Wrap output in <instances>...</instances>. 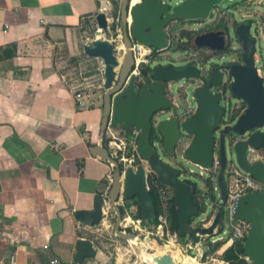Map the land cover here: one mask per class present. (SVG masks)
Wrapping results in <instances>:
<instances>
[{"label":"water","instance_id":"1","mask_svg":"<svg viewBox=\"0 0 264 264\" xmlns=\"http://www.w3.org/2000/svg\"><path fill=\"white\" fill-rule=\"evenodd\" d=\"M114 1L103 0L101 3V12L96 17L97 36L110 31L111 24L106 11ZM222 1L185 0L173 5V0H140L136 4L132 0H122L123 57L117 56L114 43L109 38L99 37L84 46L88 57L100 59L104 64L106 94L103 135L107 131L111 134V130L118 128L122 132L133 130L138 133L139 154L159 180L175 191L179 225L177 235L192 238L197 246L203 240L216 238L222 232L224 206L227 202L225 172L231 163L229 156L236 167L264 183V160H256L253 155L255 150L264 145V76L260 75L256 66L257 39L252 35L250 24H239L235 28V36L242 50L241 63L218 65L194 52L211 50L225 53L230 42L229 30H209L195 36L194 48L188 44V36V42L182 39L188 45V49L183 51L187 54L182 63L173 60H168L166 64L156 63L162 52L170 51V24L183 20L202 25L208 19L215 20L216 7ZM134 42L153 49L150 61L138 71L131 50ZM226 81L230 83V91L226 104H223V92L218 90ZM175 85H178L176 90L185 101L182 110L174 100ZM189 91L196 105L193 117L184 115L189 104L185 92ZM240 103H246L247 108L237 117L234 111L239 109ZM182 143L186 146L179 152L178 147ZM91 153L113 165V183L108 191L104 187L105 194L96 198L94 210L77 212V219L87 225H100L106 218L104 212L108 202L117 214L116 235L129 242L138 239L147 247L148 238L144 240L133 232L121 230L124 207H127L123 206V202L133 207L138 199L136 207L140 209L142 219L147 223L156 219L157 208L148 187L146 167H131L123 173L121 164L112 158L102 143L94 146ZM179 153L204 171L212 168L215 156L219 158L217 185L220 207L206 225L202 222L196 224L202 214H199L194 202L193 185L182 180V173L171 166L173 158ZM236 218L251 225L244 242L247 261L249 264H264V192L254 191L242 196ZM136 253L137 264L179 263L172 250L163 254L148 252L150 258L147 259L140 257L139 250ZM95 256L96 250L90 240L77 241L76 263L82 264Z\"/></svg>","mask_w":264,"mask_h":264},{"label":"crops","instance_id":"2","mask_svg":"<svg viewBox=\"0 0 264 264\" xmlns=\"http://www.w3.org/2000/svg\"><path fill=\"white\" fill-rule=\"evenodd\" d=\"M115 1L118 8L110 4L106 11L111 26L117 19L121 22L122 0ZM102 2L0 0V264H11L12 254L16 264H51L54 259L57 264H78L74 259L80 239L90 240L96 250V256L82 264L138 263L130 250L114 255L105 246V235L111 236V231L117 240H124L116 235L117 214L108 202L105 212L109 219L100 225H87L76 217L79 211L94 210L96 198L113 183L112 164L91 153L94 146H104L106 91L86 93L78 100L77 85L61 72L57 53L65 48L74 57L86 55L89 38L83 46L81 38L98 30L96 17ZM238 5L244 7L247 1ZM120 25L116 37L108 36L112 29L105 37L112 41L124 38ZM110 132L124 134L119 128ZM133 205L124 207L131 210L125 211L122 223L128 216L142 220L144 231L135 234L148 238L149 244L125 241L140 251L142 259L149 258L148 252L173 251L170 238V244L165 240L169 244L166 251V245L159 244L158 222H145L137 204ZM121 227L128 231L123 224ZM229 247L230 243L221 254ZM178 248L191 264H202L185 255L192 248H201L193 239ZM218 262L227 264L221 258Z\"/></svg>","mask_w":264,"mask_h":264},{"label":"rangeland","instance_id":"3","mask_svg":"<svg viewBox=\"0 0 264 264\" xmlns=\"http://www.w3.org/2000/svg\"><path fill=\"white\" fill-rule=\"evenodd\" d=\"M164 1H166V0H164ZM183 1H185V0H173V5H176L177 3H180ZM244 1H250V0H223L216 7V9L222 10L225 13V15L218 17L217 20H214V18L212 20L208 19L202 25H200V24L194 25L192 23H185L182 25V28H180L177 32L174 33L176 35V38L181 39L183 37L182 33H185V36H187L184 38V39H186L185 41L188 42L189 37H190V42L188 44L194 48L195 46H194L193 39L195 36H197L203 32L209 31L210 30L209 26L214 22L218 21V23H222V22L227 21L228 24L230 25V29H229V35H230V40H231L230 44H232V46L234 47V51L225 52L223 54L213 52L211 50H195L194 52L196 53V55L198 54L199 57L207 58L210 61V63H215L218 65L228 64L230 62L240 63L241 53H240L239 48L241 47V45L238 42L237 37L235 36L236 26H234V21H236L239 24L249 23L250 21H252L253 22L252 23V35L257 39V52L255 55V58L257 59L258 62L256 63V66L259 70H261L262 66L264 65V40H263V36H261V32H260L261 29H260V27H258V25L256 27V23L261 16L264 19V6L255 3L253 5H250V7L247 10V9L242 8L238 5V3H241ZM216 9H215V13H216ZM114 22H116V21H114ZM96 31L97 30H94V31L90 30L87 33L83 34V36L81 38V46H83V43L85 41H87L88 38L89 39L95 38L97 36ZM117 33L119 34V32H116V35H115V32L111 31V33L110 32L108 33V36H110L111 38L116 37L118 35ZM102 37L106 38L105 35H103ZM227 42H229V41L227 40ZM186 54L187 53L183 52V51L162 52L160 54V58L158 60H156V63L157 64H166V62L168 60H173L176 63H182L183 58ZM118 55L121 56L122 54L118 51ZM193 55L194 54H192V56ZM220 55H221V58L219 57ZM162 56L164 58H162ZM57 61H58L61 72H63V74L66 76V78L69 80V82L71 84L74 83L75 85H77V87L80 90H82V92H84L85 94L86 93L94 94V93H98V92H100V93L105 92V89H104V70L101 71L102 70V67H101L102 61L95 59V58L87 57L86 55L74 57V56L70 55L68 50L65 48H62L58 51ZM177 88H178V85H175V87L173 88L174 100H175L176 104L178 105V107L180 108V110H182L185 107V101L183 102V98L181 97V94L179 92H177V90H176ZM185 95L187 96L186 97L187 102H189L191 104V106L196 108L195 101L193 100V94L191 93V91L185 92ZM227 145H228V141H227ZM185 146H186L185 143L180 144L178 147V151L182 152V150ZM229 161L231 162L230 163L231 165L236 166L235 162H232L230 156H229ZM171 166L183 174V177L181 178L182 180L192 181L194 183H197L200 189L208 190L206 187V183L210 179L207 178V175L201 176L200 174H201L202 170L200 168L194 166L193 164H191L187 160H185L180 153L177 154L173 158V163H171ZM191 171H194L195 174H190ZM215 194H216V197L218 199L219 192H216ZM207 205H208L207 215L201 216L199 219H197L196 224L197 223L200 224V222L205 220L208 217V213L212 211L213 202L208 199ZM170 218H171V214H170ZM114 221L116 222V219ZM115 222L113 223V227H114ZM170 228H171V226H170ZM227 230H228V228H227ZM113 231H114V229H113ZM127 233H129V231H127ZM110 234H111V236L105 235L106 239L104 238V243H105V246L108 247V249H110L112 254H114V255H116V253H118V254L125 253L126 254L127 251L130 250V256L132 257V259L135 260L138 258L136 251L133 249L132 245L129 242H127L125 240H123V241L117 240V238L113 235L112 231ZM220 236H223L226 240L230 237L229 234L224 235L222 233L218 234V237H220ZM186 241L190 242L191 241L190 237H187ZM229 243L231 244V241H229V242L226 241V243H225L226 245L224 244L225 246L223 245L222 247H215L214 251L212 253H210L208 256L205 255V253L208 251V248H207V251H206V249H204L205 252H202L201 250L203 247H201L199 251L196 250V248H192L189 250L188 254H185V255L190 256L192 258H195L197 260V263L219 264L218 260L223 255V254H221L222 248L223 247L227 248ZM159 244L161 246H164L166 244L165 240H160ZM118 248L120 249L119 252L117 251ZM167 249H169V247L165 248V250H167ZM179 251H180V249H179ZM152 253L153 252H151L150 254H152ZM149 258H150V255H149Z\"/></svg>","mask_w":264,"mask_h":264},{"label":"built area","instance_id":"4","mask_svg":"<svg viewBox=\"0 0 264 264\" xmlns=\"http://www.w3.org/2000/svg\"><path fill=\"white\" fill-rule=\"evenodd\" d=\"M134 1V0H132ZM140 0H137L139 2ZM137 2H133V4H136ZM260 4L264 6V0H250L247 1V5H245L242 8H245L248 10L250 5L253 4ZM225 15V13L222 10H217L215 20H217L218 17ZM116 22H113V24L117 25V30L121 31V22L120 19L115 20ZM260 27L261 36H263L264 31V19L261 16L259 20L256 23V27ZM113 26V25H112ZM111 26V27H112ZM230 27V25H229ZM115 32V35H116ZM118 34V33H117ZM96 36L93 39L96 38H103L102 36ZM93 39L88 40V44L91 43ZM111 40V39H110ZM114 48L116 50V54L119 58H122L125 52V44H124V38L120 37L118 39L113 40ZM231 43V40L229 44ZM118 45V46H117ZM240 49V48H239ZM133 52V56L135 59V65H136V71H138L144 64H147L151 57L153 56V49L146 47L138 42H134L131 48ZM231 50L234 51V47L231 44ZM118 51L122 54L121 56L118 55ZM256 59V63H257ZM259 70V69H258ZM259 73L261 76H264V65L262 66V69L259 70ZM85 97V93L82 92L77 87V94L76 98L78 100H82ZM196 112V108L191 106L189 103L185 110L184 115L187 117H193ZM122 139L118 140L115 135L109 134V131H107L103 136V143L104 147L109 151L112 158L116 161H118L122 166V172L126 173L128 168H136L139 165H144L147 170V176H148V187L151 191L155 190L158 194V200L161 207V214L158 219V224L156 225V235L160 238V240H166L170 238V240H173V250L176 249L177 246L182 245L179 243V236L177 235V232L173 230L174 236L171 234L172 229L170 228V205L171 201L174 199L175 191L173 188H171L168 185L163 184L157 175L148 167L147 162L141 157L138 151V133L134 132L131 136L128 135L127 132H123ZM56 149L60 148L59 144L55 145ZM264 160V159H263ZM113 166V165H112ZM220 173V161L217 156H215L213 161V166L208 171H201V176H206L207 178L215 182L214 184V194L216 192H219V187L217 185V178ZM190 174H195L194 171H191ZM183 175V174H182ZM111 180L113 181L112 177ZM225 181L227 184V202L224 206V213H223V219H222V234L226 235L229 234L230 237L226 240L223 236L216 237L212 239V243L215 244V242H223L224 244L229 241H231L230 246L234 245L235 243H243L246 240V237L250 231L251 225L246 222L242 221L236 218V212L238 208L239 200L242 196L252 193L254 191H262L264 192V183L253 177L251 174L242 171L236 166H233L231 164L228 165L227 171L225 172ZM218 201L215 203L217 206V209L215 210L214 215L217 213L218 208L220 207V192L218 196ZM207 204V202H206ZM123 206H125L123 204ZM131 210V209H129ZM128 208H126V214H128L130 211ZM106 214L107 218V213ZM207 215V213H202V216ZM213 215V216H214ZM105 218V219H106ZM213 218V217H212ZM212 218L209 220L208 217L202 221L203 224L210 223ZM109 219V218H107ZM123 228L130 232L136 233L141 235L144 231L142 229V220H136L131 216H128L123 221ZM228 228V230H227ZM208 240V239H207ZM207 240H203L201 247L204 246ZM166 243V242H165ZM169 243V239H168ZM166 243L167 245H169ZM48 248V247H45ZM200 249H198L199 251ZM246 258V257H245ZM11 264H16V255H11ZM58 260L54 259L51 261V264H57Z\"/></svg>","mask_w":264,"mask_h":264},{"label":"trees","instance_id":"5","mask_svg":"<svg viewBox=\"0 0 264 264\" xmlns=\"http://www.w3.org/2000/svg\"><path fill=\"white\" fill-rule=\"evenodd\" d=\"M115 5V7L118 8V3L116 1H114L113 3ZM188 23L186 21L183 20H177L175 22H173L172 24H170V26L168 27V32L171 36V46L169 48L170 51H184L188 49V45L185 42H182L181 39H184L185 33H182V38L181 39H177L176 35L174 34L175 32H177L180 28H182V25ZM252 21H250L248 24H250L251 28H252ZM239 23H237L236 21H234V26H238ZM210 30H225L228 31L229 30V24L228 22H222V23H218L214 22L209 26ZM112 31L116 32L117 30V25L113 24L112 26ZM263 40H264V31H263ZM231 44L228 45V48L226 50V52H231ZM219 53V52H217ZM240 53H242V50L240 49ZM133 133V130L128 132V135L131 136ZM154 138V135H153ZM190 184L193 185L194 187V202L195 205L198 208V212L199 214L202 213H207L208 210V205L206 204L207 200H211L213 202V208L212 211L208 213V219L210 220L214 213L215 210L217 209L216 206V202L217 197L216 194H214V182L212 180H208L206 183V187L208 190H202L199 188L197 183H194L192 181H187ZM151 195L155 201V205L157 208V213H156V219H155V223L158 222L159 216L161 214V207L159 204V200H158V194L155 190L151 189ZM138 199L136 202L137 204ZM132 204L128 203L127 206H131ZM170 214H171V218H170V226L171 229L176 231L178 230V214H177V209L175 206V201L174 199L171 201V205H170ZM139 216H141V214H139ZM187 236L185 237H179V243H181L182 245H186L188 242L186 241ZM192 240V238H190ZM224 243L223 242H217L215 244L212 243V239H208L206 241V243L204 244V247L202 248V252H205L204 249L208 248V251L205 253L206 256H208L210 253H212L214 251L215 247H221ZM203 254V253H202ZM245 254H244V244L241 242L239 243H235L234 245L230 246L228 249L225 250V252L223 253L221 259L223 261H225L227 264H249V262L247 261V259L245 258Z\"/></svg>","mask_w":264,"mask_h":264},{"label":"flooded vegetation","instance_id":"6","mask_svg":"<svg viewBox=\"0 0 264 264\" xmlns=\"http://www.w3.org/2000/svg\"><path fill=\"white\" fill-rule=\"evenodd\" d=\"M240 63H241V59H240ZM218 91L223 92V103L226 104L227 94L230 91V83L228 81H226L224 83V85L222 86V88L219 89ZM246 108H247L246 103H240L239 109L234 111V115L238 117ZM225 124H227V123H225ZM236 138L238 139V137H236ZM253 155L256 158V160H259V161L262 160L263 161V159H264V145L262 146V148L255 150Z\"/></svg>","mask_w":264,"mask_h":264},{"label":"bare ground","instance_id":"7","mask_svg":"<svg viewBox=\"0 0 264 264\" xmlns=\"http://www.w3.org/2000/svg\"><path fill=\"white\" fill-rule=\"evenodd\" d=\"M134 3L137 2V0H134L133 1ZM113 134V133H112ZM115 135V137L118 139V140H121L122 139V135H119V134H113ZM174 236V234H173ZM138 240V239H137ZM166 251V250H164ZM168 251V250H167ZM164 253V252H163ZM163 253H159V254H163ZM173 255L175 257V259L177 260V262H179L178 264H190L189 261L187 259H184L183 258V254L181 251H179V249H175L173 250ZM179 259V260H178ZM183 260V261H182Z\"/></svg>","mask_w":264,"mask_h":264}]
</instances>
